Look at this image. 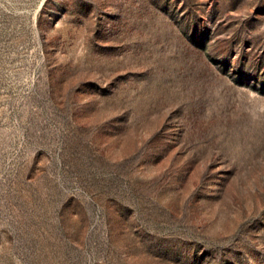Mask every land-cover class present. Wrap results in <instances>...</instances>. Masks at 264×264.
<instances>
[{
  "label": "rangeland",
  "instance_id": "rangeland-1",
  "mask_svg": "<svg viewBox=\"0 0 264 264\" xmlns=\"http://www.w3.org/2000/svg\"><path fill=\"white\" fill-rule=\"evenodd\" d=\"M0 264H264V0H0Z\"/></svg>",
  "mask_w": 264,
  "mask_h": 264
}]
</instances>
